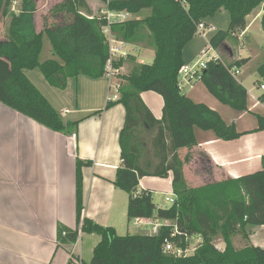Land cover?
<instances>
[{
    "label": "trees",
    "instance_id": "obj_1",
    "mask_svg": "<svg viewBox=\"0 0 264 264\" xmlns=\"http://www.w3.org/2000/svg\"><path fill=\"white\" fill-rule=\"evenodd\" d=\"M14 0H0V17L10 14L5 38L0 40V101L50 130L66 135L76 134L79 120L64 123L59 112L26 76L25 70L40 72L54 87L65 89L70 77L87 75L98 78L106 75L109 47L102 33V21L87 18L97 15L89 0H64L55 5L52 14L44 18L38 31L36 14L39 0H21L17 11L12 10ZM102 5L106 0H101ZM264 0H113V9H128L134 13L150 10L146 17H138L113 26L118 37L127 44L154 48L151 63L136 62L128 53L114 62L116 69L126 61L131 69L120 77L119 95L109 99L105 107L88 116L98 115L114 106L126 108L124 126L120 132L122 162L114 184L129 193L128 217L161 218L176 224L163 225L158 234L141 233L119 235L112 226H103L83 215V175L91 160H76L77 227L63 224L58 228L60 244H74L80 233H96L100 241L94 247L89 262L82 264H264V248L247 244L239 248L233 237L248 238L251 226L264 225V156L262 169L239 178L207 182L198 187L188 185L181 148L197 145L196 128L212 130L223 140H234L244 132L235 123H228L215 109L196 102L178 86L181 68L186 63L184 49L197 36L198 24L216 13L230 14L227 30H218L210 39L214 49L224 47L230 37L237 39L248 27L247 17ZM264 8V7H263ZM50 19L53 21L50 23ZM264 32V13L261 16ZM104 23V21H103ZM46 39L52 46V57L43 58ZM264 48V44H263ZM249 57L229 61V66L247 64ZM264 78V62L257 68ZM209 92L220 102L238 112L249 110V92L221 62H210L199 77ZM262 84L261 80L256 81ZM154 91L164 98L162 117L156 118L142 99V93ZM264 100V93L260 96ZM258 126L264 130V115L256 114ZM154 131L152 148L157 161H143L147 150L146 134ZM199 165L212 172V162L206 153L198 152ZM145 176L172 177L174 204L159 207L153 190L138 192L140 179ZM175 225L178 233L174 234ZM65 232V234H64ZM222 236L225 249L219 250L215 239ZM198 237L195 251L187 256L165 250L166 239L187 248ZM78 263L70 258L67 264Z\"/></svg>",
    "mask_w": 264,
    "mask_h": 264
},
{
    "label": "crops",
    "instance_id": "obj_2",
    "mask_svg": "<svg viewBox=\"0 0 264 264\" xmlns=\"http://www.w3.org/2000/svg\"><path fill=\"white\" fill-rule=\"evenodd\" d=\"M259 11L261 12L253 16V23L261 19L264 13L262 8ZM217 16L218 13L214 17L204 19V22L212 26L208 23L211 24ZM2 21L0 32L3 34L0 40L7 35L10 14ZM36 25L38 31L43 28L38 27L37 20ZM250 26L248 21L246 30L239 34V37L242 35L239 38L241 41H247V46L243 42L241 49L250 46ZM216 30L215 27L208 33V39L197 35L186 45V63L199 56ZM128 48V52L136 57V62H145L144 57L151 53L155 55L152 46L138 47L128 44ZM143 49H146V54ZM228 53L230 61L250 58L241 70L253 58L251 50L246 55L240 52L237 57L233 51ZM133 64L126 61L121 72L126 73ZM25 74L59 112L65 124L77 120L80 122L76 137H72L50 130L0 101V264H67L72 257L89 262L90 260L87 261L83 257L82 233L76 243L60 244L58 228L61 224L70 228L76 227L77 158L93 162L92 166L82 169L83 215L99 224L113 227L111 219L116 215L118 208L124 206L125 201L122 198V189L117 188L114 181L122 162L119 137L125 122L126 108L119 103L105 110L101 116H88L103 109L109 99H116L119 95L118 89L112 85V80L107 75L98 78L83 74L70 77L66 88L59 89L52 86L38 71L26 69ZM237 81L244 86L243 77ZM256 81V87L261 89V85ZM201 82L199 79L193 81L192 85L186 87L185 93L196 102L209 105L225 118L223 114L227 111V105L215 98ZM261 83L264 81L261 80ZM263 93L262 89L255 104L264 106V100H260ZM141 96L155 117L160 119L164 107L162 95L145 91ZM248 111H251L250 95ZM248 111H237V115L228 122L235 123L238 131L244 132L237 139L223 140L212 130L195 129L197 145L191 149L185 147L179 150L182 159L189 152L193 155L191 161L184 164L189 186L198 187L199 185L190 184L197 180L201 181V186L207 182L239 178L262 169L264 130L254 131L258 126V123L254 122L245 126ZM154 135V131L150 132L151 137ZM198 152L209 156L212 172H206L199 165ZM190 171H194L195 175H191ZM163 182H166L167 190H159ZM145 189L153 190L154 202L159 207H168L156 202L155 193L166 192L163 193L164 199L171 195L172 177L145 176L140 179L138 192ZM150 221L160 224L166 222L161 218L134 219L137 226L151 230L149 225L142 224ZM195 239L198 243L199 238ZM99 241L100 238L96 242ZM233 242L239 248L247 244L264 248V225L251 226L248 238L236 235ZM218 245L225 248L224 240L221 239Z\"/></svg>",
    "mask_w": 264,
    "mask_h": 264
},
{
    "label": "rangeland",
    "instance_id": "obj_3",
    "mask_svg": "<svg viewBox=\"0 0 264 264\" xmlns=\"http://www.w3.org/2000/svg\"><path fill=\"white\" fill-rule=\"evenodd\" d=\"M63 1L64 0H39L38 12L36 14V20H37V23L39 25L38 27L44 26V18L48 17L50 14H52L51 11H52L53 7L55 5L63 2ZM89 2L95 10L100 8L103 4L101 0H89ZM20 3H21V0H14L12 5H11L12 10L17 11ZM261 8H262V12H263L264 11L263 7H262V5H260L250 15H248V18H247L249 23H251L249 35L252 36V40L250 41V46L248 45L249 47H246L245 49H241L240 47L243 44V42L247 46V41L244 39H243L244 41H241L239 39L241 37L238 36L237 39L230 37L229 39H227L224 47H221L219 50H217L218 53L223 57V59L226 63L230 61L228 52L233 51L234 52L233 54L236 57L238 56V54L240 52L242 55L249 54L250 50L253 53V58H252L251 62L244 69L242 68L243 74L239 77V78H242V77L244 78V86L248 90L249 95H250L251 111H248L247 115L245 116V123H247L245 126H250V124L253 122L258 123L256 114H263L264 115V106L255 104V103H257V101L259 99L258 97L262 92V89L256 87L257 85H255V81L258 79L264 81V78H262L257 71L258 66L264 62V48H263L264 32H263V29L261 27V22H260L261 19H259L256 23H253L254 21H251L253 19V16H255V13L261 12V11H259V10H261ZM150 12H151L150 10L146 9V10H143L140 13H138V16L139 17H146L150 14ZM83 13H85V12H83ZM5 16L0 17V25L3 23L2 20L5 18ZM229 18H230L229 13H227L225 11L224 12L221 11V12H218V16L215 17L214 20H212L211 24H210V22L208 24L212 25L214 28L216 27L217 30L214 33H216L220 29L227 30V28L229 27V21H230ZM49 21L51 23L53 21V19H50ZM2 34H3V32H0V37H2ZM210 36H211V34L209 35V37ZM205 46H204V48H205ZM143 50L146 54V49H143ZM126 51H129L128 44L126 45ZM47 57H52V46H51L48 39H46V41H45L43 58L46 59ZM153 58H154V55L152 53L150 55L144 57L145 62H148V63H151L153 61ZM130 69H131V66L128 68L127 72ZM119 71L121 72V68ZM119 82H120L119 76L118 77L115 76L112 79V85L116 86V88L119 85ZM113 91H114V89H113ZM225 109H227V111H225V113L223 114L225 116L224 119L227 122H229L232 118H234L237 115L238 112L229 105L225 106ZM145 139L147 141V150L145 152L143 161L150 159V161H152V163H155L157 161V158L155 157L154 152H153L152 138L150 135L146 134ZM190 174L195 175V172L190 171ZM193 182H190V184L192 186H198V185L200 186V184H201V181H199V180L193 181ZM163 183L164 184L160 185L159 190H167L166 182H163ZM163 193L166 194V192H163V191L155 193L156 202L159 204H164L165 206H170L171 203L164 199L165 196ZM128 197H129V193L122 190V198L125 199L124 206L123 207L121 206L120 208H118L116 215L113 216L111 219V222H112L111 224L113 225V227L117 226V227H115V229L119 235L151 233L150 228H148V229L147 228L146 229L141 228L135 224L133 219L132 220L129 219V217H128ZM76 227H77V214H76ZM80 235H81V233H80ZM82 238H83V242H82L83 257L85 258V260L88 261V260H91V257L93 255V251H94L93 248L97 245L96 241H97V239L99 240L100 237L96 233H86V232L83 233L82 232ZM221 239H222V236H217L215 239V243L219 244L221 242ZM197 241L198 240L195 239L194 242L192 243V246L196 245ZM70 247H71V245H70Z\"/></svg>",
    "mask_w": 264,
    "mask_h": 264
},
{
    "label": "built area",
    "instance_id": "obj_4",
    "mask_svg": "<svg viewBox=\"0 0 264 264\" xmlns=\"http://www.w3.org/2000/svg\"><path fill=\"white\" fill-rule=\"evenodd\" d=\"M111 1L113 0H106L105 4L102 5L98 10L97 15L95 14L89 15L87 13H83V14L89 19H97L99 21H102V26H101L102 33L106 37V41L109 47V58L106 64V75L112 80L120 70L114 67L115 60H117L119 57H124L129 53L128 51H126L127 43L118 37L117 33L113 30V26L121 22L138 18L139 16L138 13L131 12L128 9L111 8L110 7ZM213 30H214L213 26H208L204 21H201L198 24L197 34L208 39L207 37L208 33L212 32ZM240 36L242 37V35ZM241 48H243V44L241 45ZM210 62L223 63L227 67L229 73L235 79H238L239 76L242 74L241 67L229 66V64H227L224 61L223 57L218 53V51L213 48V46L210 43V40H208V44H206L205 48L202 49L199 56L193 61L185 63L181 68L179 74V80H178L179 89L181 91H185L187 86L192 85L193 81L199 79V77L208 67V64ZM260 87L261 89L264 90V83H262ZM72 137H76V134L75 133L72 134ZM175 197H176L175 194L172 193L171 195L167 196L165 199L166 201H169L172 205L175 202ZM165 220L166 222H164L163 224L153 221L143 222L142 224L149 225L151 227L152 234H158L163 225L176 224L174 220H170V219H165ZM175 233H178L177 225H175L174 234ZM192 243L190 244V246L184 249L178 246L174 241L170 239H166L165 250L172 251L175 255L178 256H187L192 254L197 247V245L192 246ZM217 248L222 251L225 249L220 247L218 244H217ZM75 264H82V262L78 260V263Z\"/></svg>",
    "mask_w": 264,
    "mask_h": 264
}]
</instances>
